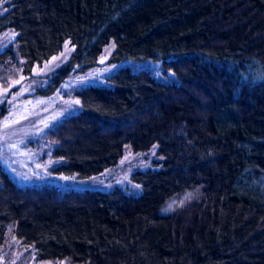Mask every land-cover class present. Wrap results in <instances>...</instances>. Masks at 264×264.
Here are the masks:
<instances>
[{
  "label": "trees",
  "instance_id": "16d2710c",
  "mask_svg": "<svg viewBox=\"0 0 264 264\" xmlns=\"http://www.w3.org/2000/svg\"><path fill=\"white\" fill-rule=\"evenodd\" d=\"M0 2V32H17L0 62L20 57L31 74L75 45L36 94L97 66L111 40L112 60H157L167 77L123 63L109 83L76 88L80 109L45 133L55 169L80 176L156 143L162 164L131 173L141 192L21 185L0 163V245L14 236L67 264H264V0Z\"/></svg>",
  "mask_w": 264,
  "mask_h": 264
},
{
  "label": "rangeland",
  "instance_id": "374dc122",
  "mask_svg": "<svg viewBox=\"0 0 264 264\" xmlns=\"http://www.w3.org/2000/svg\"><path fill=\"white\" fill-rule=\"evenodd\" d=\"M4 11L0 2V13ZM17 32L11 28L0 32V51L15 41ZM115 41L107 43L99 56L98 65L83 72H72L51 95L35 92L52 82V74L70 58L75 45L65 41L63 48L49 59L36 63L31 74H26L20 65L22 58H11L0 62V163L21 185L53 183L61 187L99 188L109 190L121 186L129 193L139 194L141 184L131 179L136 169L160 166L164 156L155 143L148 150L134 151L130 145L114 166L97 174L80 176L77 173L58 172L55 167L62 159L52 156L55 146L45 138L46 130L54 126L65 115L80 109V99L73 94L76 88L87 84L109 83L110 74L123 63L133 59L114 61ZM55 58V59H54ZM136 69L149 68L161 78L166 74L156 68L157 60L134 61ZM79 101V103H76ZM198 189H189L167 200L161 212L170 213L192 200ZM0 264H67L66 261H39L32 249L23 246L14 236L0 245Z\"/></svg>",
  "mask_w": 264,
  "mask_h": 264
},
{
  "label": "snow or ice",
  "instance_id": "6c2138e0",
  "mask_svg": "<svg viewBox=\"0 0 264 264\" xmlns=\"http://www.w3.org/2000/svg\"><path fill=\"white\" fill-rule=\"evenodd\" d=\"M55 59V58H54ZM76 103H79V101H76Z\"/></svg>",
  "mask_w": 264,
  "mask_h": 264
}]
</instances>
